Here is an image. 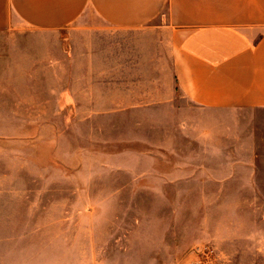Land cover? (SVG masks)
I'll return each instance as SVG.
<instances>
[{"label": "rangeland", "instance_id": "obj_1", "mask_svg": "<svg viewBox=\"0 0 264 264\" xmlns=\"http://www.w3.org/2000/svg\"><path fill=\"white\" fill-rule=\"evenodd\" d=\"M109 35L77 21L0 31V251L15 264H264V109L176 93L77 122V43Z\"/></svg>", "mask_w": 264, "mask_h": 264}, {"label": "crops", "instance_id": "obj_2", "mask_svg": "<svg viewBox=\"0 0 264 264\" xmlns=\"http://www.w3.org/2000/svg\"><path fill=\"white\" fill-rule=\"evenodd\" d=\"M75 21L111 36L77 43V122L163 109L176 93L199 109H264V0H0V31Z\"/></svg>", "mask_w": 264, "mask_h": 264}]
</instances>
